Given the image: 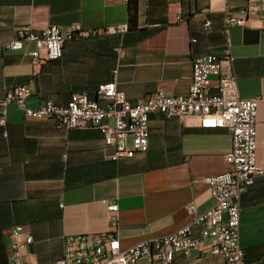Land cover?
<instances>
[{"label":"crops","instance_id":"1","mask_svg":"<svg viewBox=\"0 0 264 264\" xmlns=\"http://www.w3.org/2000/svg\"><path fill=\"white\" fill-rule=\"evenodd\" d=\"M228 3L237 10L245 0ZM225 6L226 0H138L137 25L112 33L106 29L129 23V0H0V98L28 84V106L48 99L64 105L74 92L98 98L99 84L113 80L132 101L159 89L186 94L192 58L223 56L229 48L232 61L224 62L222 75L237 77L242 97H259L257 160L264 167V22L252 16L225 29ZM76 22L100 32L67 38L57 60L35 63L30 42L21 50L7 47L24 25L41 32L56 23L67 34ZM219 77L212 75L213 93ZM7 109L0 128V264H10L16 225L34 237L24 250L27 262L58 264L69 235L111 230L106 202L118 203L115 233L124 248L173 232L191 218L190 203L198 212L213 206L207 177L227 169L232 149L227 128L153 112L148 150L113 160L97 128L66 129L49 117H27L16 102ZM240 206L246 259L264 264V174L243 191ZM194 233L199 237L200 227ZM207 247L205 241L199 250L177 253L172 264H225Z\"/></svg>","mask_w":264,"mask_h":264},{"label":"built area","instance_id":"2","mask_svg":"<svg viewBox=\"0 0 264 264\" xmlns=\"http://www.w3.org/2000/svg\"><path fill=\"white\" fill-rule=\"evenodd\" d=\"M229 1L226 0L225 6V29L234 25L244 26L252 16H259L264 22V0H245L237 10ZM210 25L211 20L206 19L205 28L208 29ZM128 27V24H120L110 26L106 31L125 32ZM99 32L95 28L85 29L78 22L72 24L67 34L56 23L41 32L35 31L31 25H24L7 43V47L21 50L25 43H33L34 49L29 54L38 64L61 58L67 38L87 37ZM225 61H232L229 48L223 56L215 53L195 56L191 61L192 82L186 94L174 95L159 89L137 101L130 100L118 88L116 80L103 82L97 88V97L105 99L106 105L86 92H74L64 105L48 99L37 107H30L25 102L31 93L28 84L6 90L0 98V128L7 125L8 105L16 102L27 117H49L59 127L66 129H99L105 145L113 148L110 155L113 160L148 150L150 115L153 112L177 116L182 122L191 117L197 118L199 126L203 128H227L232 134V149L225 155L227 169L207 177L214 198L212 207L198 212L196 205L190 203L188 211L191 218L184 225L168 234L145 238L124 248L115 233L118 203L106 202L111 230L69 235L58 264H137L141 260H147L150 264H172L175 254L199 250L205 241L208 252L222 256L225 264H249L240 242V200L243 191L254 182L255 177L264 174V167L257 160L259 97L240 95L237 77L221 73ZM117 73L118 69L115 70ZM219 74L217 91L213 93L212 75ZM197 227L201 231L199 237L194 233ZM11 236L10 264H37L27 262L24 257V250L34 241L32 234L24 226L16 225L11 230Z\"/></svg>","mask_w":264,"mask_h":264},{"label":"trees","instance_id":"3","mask_svg":"<svg viewBox=\"0 0 264 264\" xmlns=\"http://www.w3.org/2000/svg\"><path fill=\"white\" fill-rule=\"evenodd\" d=\"M138 0H129V27L137 25Z\"/></svg>","mask_w":264,"mask_h":264}]
</instances>
